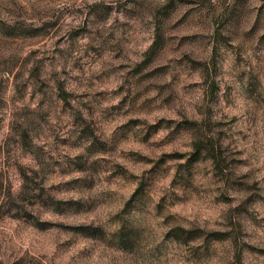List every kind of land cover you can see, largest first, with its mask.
<instances>
[{
    "label": "rangeland",
    "instance_id": "obj_1",
    "mask_svg": "<svg viewBox=\"0 0 264 264\" xmlns=\"http://www.w3.org/2000/svg\"><path fill=\"white\" fill-rule=\"evenodd\" d=\"M0 264H264V0H0Z\"/></svg>",
    "mask_w": 264,
    "mask_h": 264
}]
</instances>
